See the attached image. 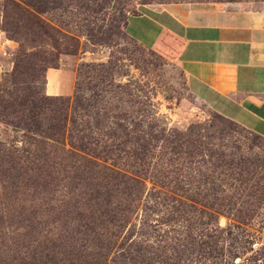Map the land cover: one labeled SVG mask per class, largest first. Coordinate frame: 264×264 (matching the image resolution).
<instances>
[{"label": "rangeland", "instance_id": "1", "mask_svg": "<svg viewBox=\"0 0 264 264\" xmlns=\"http://www.w3.org/2000/svg\"><path fill=\"white\" fill-rule=\"evenodd\" d=\"M235 1L239 0H0V158L31 159L53 147L71 148L68 140L65 145L52 144L44 135L56 124L50 110L62 111L58 113L71 119L77 105L79 112L97 118L98 122L90 123L93 129L112 121L114 135L127 134L122 138L151 144L154 162L162 139L187 141L196 134L222 133L231 143L264 157V139L239 125H228L187 90L173 49H146L123 31L125 17L146 4ZM60 67L75 72L73 94L47 96L46 71ZM34 105L40 107L38 117L22 118L32 113ZM127 150L124 161L134 164L126 172L145 177V189L132 208L133 225L124 227L116 240L119 247L100 264H264V204L257 215L235 221L207 206L208 198H201L206 189L197 191L186 181L174 185L166 178L164 183L154 182L149 177L162 169L160 162L138 165L137 159L132 161V150ZM15 177L13 171L0 174V255L11 254L9 260L26 254L16 264L98 261L89 242L87 247L78 245L82 235L76 230L82 228L77 225V211L70 208L74 192L66 194L72 185L64 187L60 180L47 206L48 196L40 192L3 196L1 186L16 184ZM46 206L54 212L47 214ZM29 222L32 225L25 226ZM62 224L66 225L63 232ZM59 234L76 239V247L68 253L64 245L63 253L49 260L48 236Z\"/></svg>", "mask_w": 264, "mask_h": 264}, {"label": "trees", "instance_id": "2", "mask_svg": "<svg viewBox=\"0 0 264 264\" xmlns=\"http://www.w3.org/2000/svg\"><path fill=\"white\" fill-rule=\"evenodd\" d=\"M35 106L30 115L22 118L35 117L36 119L40 107ZM79 107L78 105L73 106L71 119L64 113H58L62 111L50 110V117L56 121V124L49 127L50 131L44 135L52 144L62 142L65 145V141L68 140L71 148L67 149L63 146L60 150L53 147L39 156L37 153L33 154L31 159L19 156L8 159L0 158V174H6L9 171L16 174V184L11 187L8 185L1 187L5 197L18 192L24 194V191L40 192L44 196H48V206L49 195L51 197L56 193V187L60 180L63 181L64 187L72 185L66 194L70 195L74 192L70 198V201L73 202V205L70 204V208L77 211L75 215L78 219L77 225L82 228V231L76 230L82 235L78 240V245L87 247V242L90 243L89 247L95 251V255H98L99 258L92 264H100L101 261H105L107 254L119 247L116 245V240L127 224L133 225L131 218L136 213L132 208L141 199L145 189L143 182L145 177L131 176L126 172V168L134 164L124 161L128 158L127 149L132 150L131 155L134 157L132 161L137 159L135 162L138 165L149 166L160 162L162 171L159 169L149 177L154 182L164 183L162 178H166L167 182H173L174 185L186 181L197 191L206 189V194L201 198H208L207 206H210L215 213H224L232 216L235 221H243L248 216L251 218L257 215L258 210L263 206L264 157L242 149L237 142L231 143L225 139L224 134L220 133L215 137L208 134H196L187 141L181 138L162 139L159 155H157L158 159L154 162L153 153H150L151 144L138 143L137 138L135 141L126 137L122 138L127 134L122 136V133H117L118 135H114L112 121H107V125L101 129L99 127L93 129L90 123L98 122L97 118H92L84 111L79 112ZM217 117L227 122L228 125L229 123L239 125L222 114L217 113ZM67 125L69 126L67 135H64ZM34 126H37L36 129L30 126L29 129H34L38 133L39 126L37 124ZM253 134L264 139L259 134ZM186 142L190 144L189 147ZM145 158H149V163L143 162ZM57 177L59 178L56 179ZM21 189L23 191H20ZM228 192L232 194L228 195ZM198 200L200 199H196L194 202H198ZM68 203L67 200L64 204ZM47 206L44 208L47 214H50V211L54 212L53 207L48 209ZM19 218L27 221L21 213H19ZM30 223L25 226L30 227L32 225ZM211 224L214 226L213 223ZM139 225L141 224L139 223ZM47 227L49 228V224ZM60 230L65 231L66 225L62 224ZM89 233L92 236L87 239ZM63 237L65 235L61 234L48 236L52 242L47 253L49 260L54 261L52 258L54 255L62 254L61 248H64V245L67 246L68 253L73 252L72 248L76 247L74 244L77 243V240L64 239ZM134 241L136 243L137 240L134 239ZM5 254H7L5 258L0 255V264H16L14 261L20 259L22 261L26 257V254H22L21 258L15 259L13 256L7 260L11 254ZM236 257L237 255L234 259ZM81 261L91 264L88 260ZM53 264L57 263L53 262Z\"/></svg>", "mask_w": 264, "mask_h": 264}, {"label": "crops", "instance_id": "3", "mask_svg": "<svg viewBox=\"0 0 264 264\" xmlns=\"http://www.w3.org/2000/svg\"><path fill=\"white\" fill-rule=\"evenodd\" d=\"M123 31L146 49H173L192 95L264 137V0L146 4ZM74 87L72 69H47V95Z\"/></svg>", "mask_w": 264, "mask_h": 264}]
</instances>
